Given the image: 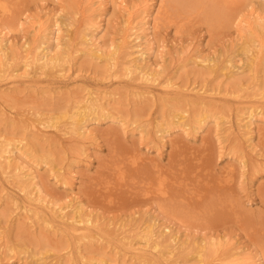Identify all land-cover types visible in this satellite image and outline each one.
<instances>
[{
  "label": "rangeland",
  "instance_id": "374dc122",
  "mask_svg": "<svg viewBox=\"0 0 264 264\" xmlns=\"http://www.w3.org/2000/svg\"><path fill=\"white\" fill-rule=\"evenodd\" d=\"M237 1L204 0V14H197L193 9L201 1L190 0L192 16L180 32L173 27L155 31L152 17L158 0H7L12 12L7 16L0 5V42L9 51L10 68L16 70L15 75L0 78V138L13 141L9 147L18 148L22 139H26L25 146L29 142L15 151L11 163L14 166L18 160L34 176L24 179L31 183L15 176L8 182L0 169V264H230L216 253L203 259L194 252L198 245L211 244L236 250L239 257L244 253L255 264L264 259L262 245L251 240L245 226L232 215L213 229L196 230L170 220L153 202L129 205L125 195L140 189H133V184L125 194L115 190L111 204H100L98 195L99 181L113 175L106 167L115 152L118 157L125 153L127 162L131 152L123 148L168 165L175 153L185 149L186 156L179 155L181 160L191 158L190 153L199 154L193 156L197 160L201 154L207 156L202 162L213 160V171L233 169L241 217L253 222L263 216L264 195L259 188L264 185V55L256 58L253 53H264L260 36L264 26L255 27L250 36V52L243 45L248 38L245 20L252 17L253 24L264 22V0ZM88 16L93 23L107 25L106 31L96 36L99 51L77 46L81 45L78 32ZM142 21L146 22L144 31ZM37 23L61 26L53 35L56 39L51 40V53L63 56L59 71L50 69L52 65L36 68L34 63L26 64V49L31 47L28 50L33 52L41 42L33 25ZM133 25L141 27L142 39L132 36ZM67 47L72 48L65 57ZM141 48L146 51L144 58L134 53H140ZM97 53L102 56L93 55ZM115 57L125 62V67L137 70L130 75L114 72L110 64ZM141 66L153 69L154 77L141 78ZM168 80L175 83L173 88L166 85ZM90 91L101 105L93 113L83 114L84 130L81 135L74 134L77 138L52 127L36 131L20 122L26 111L48 118L58 112L50 108L61 105L62 109L68 97L88 96ZM33 102L39 106L31 108ZM178 108L189 114L185 123L170 113L180 112ZM28 188L50 201L53 211L28 198ZM29 209H35L33 216ZM88 216L91 223L81 220ZM98 223L105 231L102 235L93 232ZM72 224L92 230L93 234L83 239L81 250L65 229ZM140 224L142 228H138ZM150 225L162 245L171 242L170 235L176 237L171 242L172 252L164 246L152 247L135 235L149 231ZM125 231L132 237H125ZM129 240L138 250L129 249Z\"/></svg>",
  "mask_w": 264,
  "mask_h": 264
},
{
  "label": "bare ground",
  "instance_id": "6f19581e",
  "mask_svg": "<svg viewBox=\"0 0 264 264\" xmlns=\"http://www.w3.org/2000/svg\"><path fill=\"white\" fill-rule=\"evenodd\" d=\"M193 2H196V0H193ZM198 2H200V4L197 5V8L195 10L193 9V11L197 12V14H204L205 5L202 4L204 0H197V3ZM0 5L4 7L5 16L10 15L12 13L10 3L8 4L7 0H0ZM148 7L149 5L145 7L144 11L148 12L147 11ZM189 7H190V0H158L156 13L152 17V23H153L152 25L155 28V31H159L160 29L166 27H173V29L177 32L182 31L184 27L187 26L192 16V13L190 12L191 9H189ZM132 13L133 11L131 12V15ZM212 14L213 12L209 13L208 15L209 20H212L214 18V17H210L212 16ZM88 18L89 20L85 22V25L78 32V38L81 41L79 42L83 47L81 45H77V46L80 48H87L91 52H93L94 49L99 51L100 48L99 47L96 48L97 47L96 36L98 32L100 33L101 31L103 32L106 31L107 25L105 23H100V24L98 23L99 24L98 25L96 23H93V18L91 16H88ZM258 18L260 19L261 17ZM258 20L255 19V21ZM129 21L128 24L133 23ZM222 21L223 20H221L220 23ZM262 21H264V19ZM12 22H14V20L8 21V23H12ZM141 23H142L141 26L143 27L146 25L145 21H142ZM253 23H254V19L252 17L245 20V25H246L245 36H248V38H246V44H245L246 46L243 45V49L247 52H250L251 50L249 43L252 42L253 39L250 36L255 34V29H256L255 27L261 25V27L260 26L259 27L262 28L264 26V22L261 24L259 23V21L258 23L256 22V24ZM33 25L39 31L40 34L39 37L41 36L42 38H40L41 42H37L38 46L36 47V50H34L33 52H30L28 50L31 47L29 48L25 47L27 48L26 55L28 61L26 62V64L30 65V63H34L36 68L48 67L52 65L50 69L56 68V70L59 71V67L61 68L62 65L63 56L61 54L53 55L51 53L52 51L51 40L56 39V37H54L53 35L56 34V30L57 33L61 31L60 28L61 26L56 25L54 26V28H50V25H47L45 23H37ZM131 29L134 31L132 33V36L134 35V39L135 38L142 39V35L140 34L141 27L138 26L136 27L135 25H133ZM142 29L144 31L145 27ZM260 36H261V44L264 46L263 31L261 32ZM85 44L87 45V47ZM6 48L7 47L0 42V76H1L0 78H6L13 74L15 75L14 72H16L15 69H13L12 67L10 68V63L8 62V60L10 59L7 54V52L9 51L6 52ZM71 48L72 47H67L65 48V51H63L65 57H67L66 55H68V53L70 54L69 51L71 50ZM139 52L140 53L134 51V53L140 54L144 58L146 51H144L141 48ZM253 54H255L254 57L256 58H258L260 55H264V53L263 54L261 52L259 53L258 50H256ZM93 55L102 56L99 53ZM199 56L200 55H196L195 57H199ZM130 61L132 60H129V62ZM199 62L202 63L205 62V60H201ZM124 63H122L120 59L115 57L111 61L110 69H113L114 72L117 71L118 73L127 71L126 73L127 75H130L135 70H137L136 67L131 65L125 67ZM153 72L154 70L149 67H144V66L140 67V74H141V78L143 79H147V80L152 79V77H154ZM165 83L168 86V88H173L175 86V83L171 80H168ZM195 91L197 92L195 93L196 95L202 96L200 90H195ZM88 94H89L88 96H81L77 98L68 97L66 100V104L65 105L62 104L63 105L62 109L60 108L61 105L59 108L57 107L50 108V109H54V111L57 110L58 112L56 111L57 113L50 115V117L48 118L42 115L41 113H37V112L32 113L30 111H26L24 114L20 115V122L23 123L22 125L26 127L28 125L31 127V129H34L36 131L41 132L44 131V128L46 127L48 128L52 127L55 129L56 132H62L69 135L73 134V137L71 135L70 137L77 138V136H74V134L81 135L82 131L84 130V126L82 125V120L86 117V115L83 114H88L85 112L93 113V111H95L101 105L99 103L98 96L93 91H90ZM49 99L53 101L52 97L48 98V100ZM36 102H33L32 103L33 105L31 104L30 107L32 108L39 106L36 105L39 102L37 103ZM1 110L7 112L6 109L4 110L1 109ZM178 110L180 112L170 110L171 115H173L175 118L178 117L177 120L180 123H185L186 120H189L188 119L189 114L187 113L186 109L178 108ZM9 140L10 139L5 137L3 139L2 136L0 138V169L2 173L9 179L8 182H10V178H13V176L18 178V180L21 182L24 183L30 182L27 180L25 181L24 179H27V177L30 180L34 178L33 175L31 176V171L28 172L27 167L21 162L18 163V160L17 161L15 160V162L17 163L14 166L11 163L13 156H15L14 155L15 151H17L18 149L21 150L23 147H27V144L29 142L26 141V146H25L24 145L25 142L23 143V141H25L26 139L25 140L22 139L19 142L20 146L18 148L17 146H13L14 147L13 148V147H9L12 146L13 144L12 143L13 141L11 142V140L10 141ZM123 149H125L127 153L131 152V154H127L128 156H130L129 158L130 160L128 162L126 161L127 157L126 156L124 157L125 153L124 154L122 153L123 156L118 157L116 156L117 152H115V155L112 156L114 157V159L112 158L113 161L111 165L106 167L107 169L113 171V175L111 179L108 178L109 180L99 181L98 183L99 186L101 185V187H99L100 189L98 190L100 204L101 202H104L105 204V201H108L111 204L114 198L113 194L115 190H118L120 191V193L125 194L129 192L128 186L133 184L132 185L133 189L134 188L136 189L140 188V189H137L136 191L134 190L133 192H129V195H125L127 196V198L125 197L124 199H127L129 205L133 203H137V205L141 206V204L145 203V201L147 203L153 202L155 204V209L160 213H162L167 218H169L170 220L175 221L180 226L192 227L196 230H204V229L206 230L207 228L213 229V227H215L216 225H219L222 222L224 223L225 222L224 220L228 216L232 215L233 216L232 219L235 222H241L240 223L241 227L245 226L244 230L247 232L248 237L253 241L254 240L259 241V243L262 245V248H264V214L258 220H254L253 222H249L247 219L241 217L239 212L242 211V202L238 197L237 187L236 188L234 187L235 173L233 169L228 170L225 173L222 171L219 173L213 171L214 168L212 166L213 160L212 162H209L211 160L209 159L207 163H204L206 161L207 156L205 155L206 156L205 157L204 155L201 154L199 159L197 158V160L194 159L193 156L198 157L199 154L194 155L195 153L193 155L192 153H190L192 157L187 154L191 158L187 157L188 159H186L182 157L183 160H181L179 159L180 158L179 155L185 154L186 153L185 149L184 151H182V153H180L181 151H179L178 154L175 153V155L173 156L174 158L172 160H169L168 165L161 164L160 161H158L155 158H148L149 156L140 154V152L136 153L134 150L131 151V149L130 150H127L126 148ZM118 150H121V148H119ZM114 151H116V149L113 150V152ZM133 151L135 152V154ZM203 160L205 161L202 162ZM200 162L202 163L200 164ZM201 168H203V170ZM253 169L255 168L253 167ZM129 171L131 174L128 173ZM203 171L204 173H202ZM109 173L111 172L109 171ZM134 184H136L137 186ZM263 189H264V185L259 188L260 191H263L261 193L264 195ZM25 194L28 196V198L32 199L35 202L48 206L53 211L52 208L54 205L50 203V201H45L43 198L37 197L36 196L37 191H33V188L26 189ZM91 196L93 197L92 194ZM122 197H124V195H122ZM97 200L98 199H96L95 201ZM34 210L31 211L29 209L28 213H30V215L33 216ZM91 218L92 217L88 216L87 218H83L81 220L85 222L87 221V223H91L92 222ZM44 221L47 223V225L48 223H50L47 220ZM99 223L93 232L94 233L97 232L99 233V235H102L104 234L105 231L103 230V227L99 225ZM65 227H66L65 228L66 231L69 234L73 235L76 248L78 250H81L83 246L82 243L83 239H87L86 237H90L89 234H93L91 233L92 232L91 228L87 225L78 227L75 224H72V225H65ZM149 227H150L149 231L140 230L136 232L135 235H140L143 238H145L147 240V244L151 245L152 247L156 248V247L164 246L167 247V249L172 252L173 248H171V244H172L171 242L176 241V237L170 235L169 238L171 242L169 244L162 245V242L155 238L154 235L155 231L153 225H150ZM138 228H142V225L140 224V227L138 225ZM127 234L128 233L126 232L125 237L127 238L132 237L131 234L130 235ZM127 242H128V247L132 252L138 250V247L134 246L135 244L131 240ZM234 251L235 253L211 244L208 247H203L202 245H198L196 251L194 252H196L198 256H200L203 259L208 258L211 254L213 255L214 253H216L220 255L222 259L229 261L230 264H255V261H251L250 258H248V256L245 255L244 253H243L244 255L242 254V257H239L236 250ZM87 263L88 262L83 261L82 264H87ZM256 264H264V259H261Z\"/></svg>",
  "mask_w": 264,
  "mask_h": 264
}]
</instances>
